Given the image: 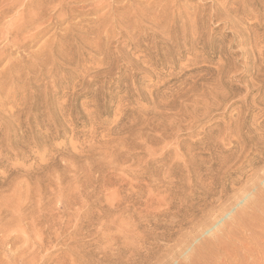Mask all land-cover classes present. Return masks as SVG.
I'll use <instances>...</instances> for the list:
<instances>
[{
  "label": "rangeland",
  "instance_id": "obj_1",
  "mask_svg": "<svg viewBox=\"0 0 264 264\" xmlns=\"http://www.w3.org/2000/svg\"><path fill=\"white\" fill-rule=\"evenodd\" d=\"M0 264H264V0H0Z\"/></svg>",
  "mask_w": 264,
  "mask_h": 264
}]
</instances>
